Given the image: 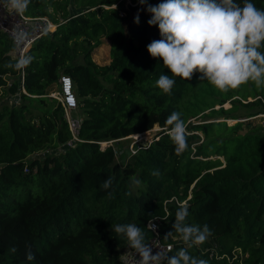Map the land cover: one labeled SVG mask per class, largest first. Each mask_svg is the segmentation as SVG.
<instances>
[{"label": "trees", "instance_id": "1", "mask_svg": "<svg viewBox=\"0 0 264 264\" xmlns=\"http://www.w3.org/2000/svg\"><path fill=\"white\" fill-rule=\"evenodd\" d=\"M123 2L30 0L23 14L47 16L56 27L27 47L22 59L30 63L19 69L0 32V97H19L16 105L0 104V264H121L129 245L111 226L126 223L144 229L145 243L156 235L170 244L166 253L174 255L186 246L179 234L165 235L182 205L186 223L207 224L216 242L194 246L190 255L208 264H264V131L252 121L228 127L214 120L238 106L254 109L244 117L254 115L257 101L231 97L264 95V89L249 83L221 93L195 73L191 80L175 78L172 95H164L155 82L171 73L147 51L161 38L158 26L148 25L151 14L138 0ZM252 2L264 9V0ZM101 39L109 42V62L99 65L91 53ZM60 75L71 81L80 117L79 140L63 149L57 147L70 137L63 109L45 96ZM43 98L54 104L32 117L31 101ZM173 111L187 125L189 148L180 156L166 124ZM199 116L212 122H193ZM241 124L246 129L238 134ZM154 125L152 137L121 164L113 147L126 140L99 144ZM109 176L112 187L101 190ZM133 177L143 184L135 194L129 191Z\"/></svg>", "mask_w": 264, "mask_h": 264}, {"label": "clouds", "instance_id": "2", "mask_svg": "<svg viewBox=\"0 0 264 264\" xmlns=\"http://www.w3.org/2000/svg\"><path fill=\"white\" fill-rule=\"evenodd\" d=\"M30 0H6L10 9L23 15ZM151 14L149 26H158L160 39L147 45V51L154 59H162L163 66L171 75L161 74L156 87L164 95H172L176 79L191 80L195 73L221 93L238 90L252 83L264 89V9L256 7L252 0H162L152 5L148 0H138ZM140 23L139 11L134 18ZM30 58L21 59L16 68H23ZM170 126L168 135L177 156L185 153L187 125L181 113L173 111L166 119ZM153 175H159L153 172ZM114 178L109 176L99 185L101 190L112 187ZM134 184L141 181L135 179ZM110 195V193H109ZM188 207L178 208L172 231L165 236L179 234L184 245L174 255L145 243L146 233L136 224H115L112 231L123 236L129 247L135 250L139 264H208L204 259L190 255L189 249L203 244L211 235L207 224H187ZM152 231L155 225L152 224ZM15 253L16 248L10 249ZM28 260H33L31 252Z\"/></svg>", "mask_w": 264, "mask_h": 264}, {"label": "built area", "instance_id": "3", "mask_svg": "<svg viewBox=\"0 0 264 264\" xmlns=\"http://www.w3.org/2000/svg\"><path fill=\"white\" fill-rule=\"evenodd\" d=\"M120 16L122 13L119 14ZM56 27V23L49 19L47 16H35L30 17L26 15H20L14 10L10 9L6 0H0V32L4 33L5 36L10 40L12 44L11 54L18 62L22 59V56L27 47L34 42L36 38L43 34L52 32ZM57 90H50L45 94L46 97H50L56 100L63 109V116L66 122L67 129L69 131V139L64 143L60 144L58 148L63 149L69 147L73 142L79 140L77 137L79 120L80 117L76 112V100L73 95V87L70 79L67 76L60 75L57 81ZM54 87V88H56ZM20 92L24 93L22 87ZM18 97L17 94H15ZM232 99H238L242 103L251 101H257L261 108L254 115L248 117H241V119H235L234 122H245L252 121L255 125L260 128V131H264V95L257 94L254 96H248L241 98L237 95L231 97ZM230 98V99H231ZM227 104V103H226ZM229 106V105H228ZM141 133L132 134L118 140H106L100 141V145L112 144L116 141L126 140V149L128 155H132L137 149V143ZM129 139V141H128ZM113 153L116 156V148L113 147ZM179 205L183 204L177 203ZM153 222L148 223V228L151 230ZM152 231V230H151ZM155 233V231H152ZM153 248V252L157 249L167 252L170 249V244L163 243L155 235L149 241L146 242ZM121 264H139V258L135 253V250L130 247H126L120 255Z\"/></svg>", "mask_w": 264, "mask_h": 264}, {"label": "rangeland", "instance_id": "4", "mask_svg": "<svg viewBox=\"0 0 264 264\" xmlns=\"http://www.w3.org/2000/svg\"><path fill=\"white\" fill-rule=\"evenodd\" d=\"M160 2H161V0H154L153 1L154 4H158ZM123 3H124V5H128L129 4V0H124ZM108 50H109V42H108V40L101 39L100 45L92 50L91 59L96 64H99V65L108 63L109 62ZM51 90L55 91V90H57V87L56 88L52 87ZM234 93H236V95L240 97V93H237V92H234ZM3 101H6L9 105H16V103L19 101V97H16L15 95L0 97V104ZM226 103L227 102H224L222 104V106L224 108H228L229 107L228 106L229 104L228 103L226 104ZM53 104H54V101L49 99V98H43L40 101L37 100V99H33L31 101V105H29V107H28V111H29L30 115L33 117V116H36V115L40 114L44 110L50 109V107ZM214 108H217V105H215ZM252 111H254V109L245 108L243 106H238V108L235 111L232 112L231 116H227V118H217V119H214V120L217 121V120H221L222 119V120L225 121L227 126L230 127L231 125L236 123V122H234L235 119H241V117H244L246 114H249ZM76 112L78 114L77 110H76ZM228 117H230V118H228ZM188 120L192 121L193 118H189ZM210 120L211 119H207V118H203V117L199 116L196 119H194L193 122H201V123H203V122H212ZM156 129H157V127L154 125V127H152L150 130L141 133V136L138 138L139 141H143V140H147V139L151 138L152 134L155 132ZM245 129H246V126L244 124H241L239 126V129H238L237 133L238 134H242V133H244ZM128 141H129V139H128ZM126 142L127 141H125V142L122 141L121 142V145H120V146H122L121 148H119L118 145L116 146L117 147V157H116V159H117V162L119 164H121L122 161L127 157V149L123 148V145L125 146ZM220 160H222V159L220 158ZM135 179L136 178L133 177V178H131V181H130L129 191H130L131 194L137 193V188L138 187H140V188L143 187L142 183H140L139 185L134 184L133 181ZM206 242H208V243H210L212 245H215V243H216L215 240L212 239V238H207Z\"/></svg>", "mask_w": 264, "mask_h": 264}, {"label": "water", "instance_id": "5", "mask_svg": "<svg viewBox=\"0 0 264 264\" xmlns=\"http://www.w3.org/2000/svg\"><path fill=\"white\" fill-rule=\"evenodd\" d=\"M217 121H222V119L221 120H217Z\"/></svg>", "mask_w": 264, "mask_h": 264}]
</instances>
